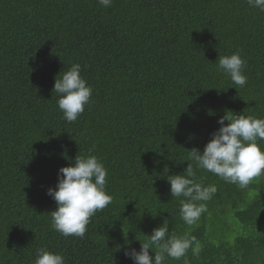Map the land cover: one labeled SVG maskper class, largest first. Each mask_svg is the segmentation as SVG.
I'll return each instance as SVG.
<instances>
[{
  "label": "trees",
  "instance_id": "obj_1",
  "mask_svg": "<svg viewBox=\"0 0 264 264\" xmlns=\"http://www.w3.org/2000/svg\"><path fill=\"white\" fill-rule=\"evenodd\" d=\"M237 50L242 88L217 67ZM73 63L94 91L69 123L53 90ZM227 112L264 118V12L247 0H0V264H34L38 248L66 264H134L125 235L139 250L136 237L165 219L200 241L192 264L264 262V173L240 188L196 170L218 191L191 227L170 193L167 176L196 169L188 151L202 152ZM93 146L114 201L83 237H65L47 192Z\"/></svg>",
  "mask_w": 264,
  "mask_h": 264
},
{
  "label": "clouds",
  "instance_id": "obj_2",
  "mask_svg": "<svg viewBox=\"0 0 264 264\" xmlns=\"http://www.w3.org/2000/svg\"><path fill=\"white\" fill-rule=\"evenodd\" d=\"M97 2L104 8L113 5V0ZM247 4L264 12V0H247ZM217 67L239 88L246 86L248 77L244 70L247 60L240 50L231 55H220ZM81 73L82 66L73 63L54 83L53 91L59 95L58 108L69 123L75 122L92 103L94 89ZM245 113L227 112L219 119L220 127L212 133L203 151L197 148L188 151V159L195 163L196 169L193 163H188L184 174L167 176L172 197H183L180 199V217L189 227L207 212V202L218 191L216 184L205 186L203 178H197L196 170L210 172L240 188H246L254 178L264 173V145L260 143L264 142V118ZM93 152L94 146L87 155L80 153L72 166L59 169L56 187L47 192L57 205L50 214L51 227L65 237H83L95 214L114 201V196L107 191L108 169L102 158ZM136 239L141 243L139 250L131 247V241L125 235L128 247L124 255L134 264H170L171 261L192 264L189 253L198 258L202 250L195 235L170 232L167 219L162 226L153 229L151 235H138ZM115 250H121V246L117 245ZM34 264H66V260L62 254L38 248ZM253 264L264 262L256 257Z\"/></svg>",
  "mask_w": 264,
  "mask_h": 264
}]
</instances>
